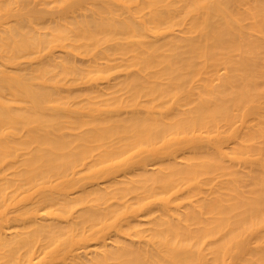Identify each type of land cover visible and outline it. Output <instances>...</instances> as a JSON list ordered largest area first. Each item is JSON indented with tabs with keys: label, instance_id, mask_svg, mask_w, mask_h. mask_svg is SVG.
Masks as SVG:
<instances>
[{
	"label": "bare ground",
	"instance_id": "1",
	"mask_svg": "<svg viewBox=\"0 0 264 264\" xmlns=\"http://www.w3.org/2000/svg\"><path fill=\"white\" fill-rule=\"evenodd\" d=\"M0 264H264V0H0Z\"/></svg>",
	"mask_w": 264,
	"mask_h": 264
}]
</instances>
